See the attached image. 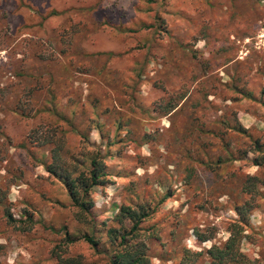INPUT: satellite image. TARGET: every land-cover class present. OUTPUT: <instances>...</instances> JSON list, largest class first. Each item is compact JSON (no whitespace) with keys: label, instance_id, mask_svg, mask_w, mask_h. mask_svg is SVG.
Listing matches in <instances>:
<instances>
[{"label":"rangeland","instance_id":"374dc122","mask_svg":"<svg viewBox=\"0 0 264 264\" xmlns=\"http://www.w3.org/2000/svg\"><path fill=\"white\" fill-rule=\"evenodd\" d=\"M0 88L10 102L0 107V193L15 218L34 217L14 230L0 206V264H55L53 247L104 264L81 238L62 242L43 227L87 229L39 163L45 150L26 139L49 118L36 111L49 89L105 152L91 193L101 239L120 204L144 205L150 213L130 241H144L153 264H206L205 249L225 241L234 206L249 199L240 247L264 264V162L250 160L251 139L264 143V0H0ZM15 96L36 112L9 109ZM77 140L71 133L65 145ZM247 173L263 179L253 195L241 189Z\"/></svg>","mask_w":264,"mask_h":264},{"label":"trees","instance_id":"16d2710c","mask_svg":"<svg viewBox=\"0 0 264 264\" xmlns=\"http://www.w3.org/2000/svg\"><path fill=\"white\" fill-rule=\"evenodd\" d=\"M230 86L237 89L236 84L231 83ZM49 90H47L48 93H46L45 101L42 102L41 108L36 110L37 112H46L49 118L47 122L31 127L26 139L31 145H37L45 150L40 155L39 163L43 165L44 169L54 180L61 182L64 186L70 204L74 207V218L77 222L87 226V229L75 233L69 231L64 223L58 227L51 224H44L43 227L50 231L59 232L62 242L70 243L81 238L94 252L100 254L104 264H153L150 260L146 243L139 239L130 241V238L136 235L140 222L149 215V207L120 204L114 214L112 223L104 227L105 238L101 239L100 234H96L98 224L93 211L94 201L91 193L93 188L102 183L105 178V152L101 151L100 146L92 145L87 138L86 132L76 127L67 111H59L51 99L53 94ZM240 90L244 96H254L249 90ZM182 95L183 92H179L177 98L182 97ZM18 101L19 97L15 96L11 102V107L8 108L25 118L36 112H31L29 106V109L27 107L18 108L16 104ZM168 101L170 102L165 106L166 111H170L177 104L172 100ZM9 103L0 96L1 108L7 107ZM222 121L238 132L246 130L239 122H237L236 126H232L227 121ZM71 133L78 136L77 145H72V147L65 145ZM3 135L6 136L5 133ZM100 135L104 137L101 129ZM251 144L252 149L258 151L250 159L251 163L262 165L264 162V143L260 139L253 137ZM19 147L26 148V144L22 142ZM26 151L29 156L34 158L35 154L30 146L26 148ZM245 153L246 150H241L240 155ZM262 181L263 179L258 176V173H247L242 181L241 189L245 193L253 195L258 191V183ZM0 206L3 211L2 219L6 222L4 224L10 225L14 230L22 231L32 226L34 217L31 211L22 212L20 219L14 217L10 202L7 200L6 191L0 193ZM252 207L253 203L249 199L234 206L237 218L227 224L228 236L224 239L225 241L220 244L213 243L205 249L206 264H255L254 260L250 259L240 247L243 230L249 224L248 213ZM196 235L200 239L207 238L206 235L198 231H196ZM61 243L57 244V246H62L60 245ZM52 252L56 258L55 264H89L81 253L61 255L60 249L55 247L52 248ZM189 252L187 249L188 259L192 257ZM193 260L194 258L190 262ZM181 264L189 263L181 260Z\"/></svg>","mask_w":264,"mask_h":264}]
</instances>
